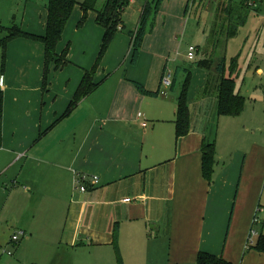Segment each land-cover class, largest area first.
Masks as SVG:
<instances>
[{"label": "crops", "instance_id": "crops-1", "mask_svg": "<svg viewBox=\"0 0 264 264\" xmlns=\"http://www.w3.org/2000/svg\"><path fill=\"white\" fill-rule=\"evenodd\" d=\"M190 1L177 0V13L170 0L160 5L135 65L131 32L154 0L129 3L134 25L126 8L96 75L99 86L70 113L101 49L97 12L79 28L83 11L74 8L57 46L60 55L71 44L70 63H52L45 91V45L8 43L0 75V264H119L115 236L123 264H196L199 252L264 264V252L253 248L264 235V147L219 148L217 63L193 70L190 130L176 135L183 85L176 92L177 74L168 67L173 32ZM47 20V6L26 3L24 32L44 36ZM165 74L172 76L166 95L148 96L135 85L160 91ZM225 76L236 83L226 65ZM205 143L216 144L211 183L202 172ZM81 174L85 192L76 188ZM19 231L25 235L14 243Z\"/></svg>", "mask_w": 264, "mask_h": 264}, {"label": "rangeland", "instance_id": "rangeland-1", "mask_svg": "<svg viewBox=\"0 0 264 264\" xmlns=\"http://www.w3.org/2000/svg\"><path fill=\"white\" fill-rule=\"evenodd\" d=\"M48 1L0 0V75L5 62L2 42L11 29L22 30L26 3L47 6ZM82 1L79 0L80 3ZM176 2L170 0L173 13H177L179 8L177 6L174 10ZM218 2L233 7L232 12L224 11L221 20L217 19ZM105 3L106 0H98L97 7L101 9ZM184 9L185 6L173 32L172 62L168 67L171 74H177L176 92L196 67L210 71L199 66L198 61L207 57L218 63L226 58V71L236 74V89L246 104L239 116L221 117L217 133L219 148L229 150L235 146L249 150L254 145L264 147V0H191L187 12ZM126 13L132 18L129 25H134L133 9L128 7ZM242 20L244 24H241ZM236 26V35L228 37ZM190 46L198 48L194 60L188 59ZM173 60L177 63L174 64Z\"/></svg>", "mask_w": 264, "mask_h": 264}, {"label": "trees", "instance_id": "trees-1", "mask_svg": "<svg viewBox=\"0 0 264 264\" xmlns=\"http://www.w3.org/2000/svg\"><path fill=\"white\" fill-rule=\"evenodd\" d=\"M163 0H154L153 3L146 2L144 7L139 26L136 31H132V64L135 65L140 55L141 46L144 37L149 27V22L155 19L160 4ZM98 0H84L82 3L79 0H49L48 20L46 24V34L44 36H38L28 32H24L19 28L11 29L9 35L2 42L3 45V59L4 68L6 65L7 46L10 41L16 38H27L35 41H40L45 45V67L43 77V90H47L49 84V74L51 72V65L55 63L56 69L66 67L70 61L68 60V54L71 44H68L63 52L59 55L57 53V46L62 40L63 33L69 22L74 8L80 5L83 11V16L79 21L78 27L81 28L87 21L90 11L97 12V24L105 29V34L102 40L101 49L99 55L95 61V64L90 70L85 71L84 78L79 85L71 103L69 104L66 113H70L85 97L90 95L99 86V83L95 81L98 70L101 66L103 58L107 53L116 33L123 29L124 21L123 14L125 9L129 5L128 0H106V3L102 10H97ZM228 6L220 2L217 7V19L221 20L224 11L232 12L233 7ZM241 24H244L242 20ZM238 26L229 33L228 37H233L238 31ZM225 59L222 58L217 63V72L220 76V83L217 87L218 93V114L219 116H239L245 107L246 100L243 96L236 93V83L234 78L225 76ZM212 60L204 58L198 61V65L207 69L212 66ZM192 75L189 73L183 84L182 91L178 97V108L176 113V135L177 138H181L189 133L190 130V110L188 105V92L191 85ZM136 87L141 93L148 96H159L160 91L151 92L146 90L141 84L135 83ZM202 172L204 178L210 183L213 181L216 163V144L205 143L202 147ZM117 234V233H116ZM115 234V235H116ZM114 247L117 252L119 264H123L120 257V249L115 236ZM256 250L264 252V235H260L256 245L253 246ZM196 264H234L227 260L222 255H215L208 252H199L196 259Z\"/></svg>", "mask_w": 264, "mask_h": 264}, {"label": "built area", "instance_id": "built-area-1", "mask_svg": "<svg viewBox=\"0 0 264 264\" xmlns=\"http://www.w3.org/2000/svg\"><path fill=\"white\" fill-rule=\"evenodd\" d=\"M129 3L133 2L134 0H128ZM196 56V47L195 46H190L188 49V58L190 60H193ZM172 84V76L171 74H165L162 78V83H161V90H160V95H166L167 94V89L171 86ZM140 116L142 115V113L139 114ZM144 126L147 125L146 122L143 123ZM86 175H78L77 177V187L78 189H80L81 191L85 192L87 191V186H86ZM99 183V178L98 176H94L93 177V186H96ZM127 201V200H125ZM255 234V232L253 231V235ZM25 235V232L23 231H19L17 232L13 237H12V241L14 243H18L20 241V239ZM9 254H11V252H9Z\"/></svg>", "mask_w": 264, "mask_h": 264}]
</instances>
